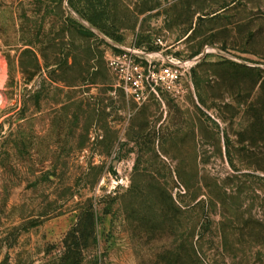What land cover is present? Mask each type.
Returning a JSON list of instances; mask_svg holds the SVG:
<instances>
[{
	"label": "rangeland",
	"instance_id": "obj_1",
	"mask_svg": "<svg viewBox=\"0 0 264 264\" xmlns=\"http://www.w3.org/2000/svg\"><path fill=\"white\" fill-rule=\"evenodd\" d=\"M0 264H264V0H0Z\"/></svg>",
	"mask_w": 264,
	"mask_h": 264
},
{
	"label": "built area",
	"instance_id": "obj_2",
	"mask_svg": "<svg viewBox=\"0 0 264 264\" xmlns=\"http://www.w3.org/2000/svg\"><path fill=\"white\" fill-rule=\"evenodd\" d=\"M156 43L164 46L159 39ZM108 65L126 96L142 105L150 100H161L164 94H186L194 61L179 59L164 48L154 52L129 48L123 55L109 58Z\"/></svg>",
	"mask_w": 264,
	"mask_h": 264
},
{
	"label": "trees",
	"instance_id": "obj_3",
	"mask_svg": "<svg viewBox=\"0 0 264 264\" xmlns=\"http://www.w3.org/2000/svg\"><path fill=\"white\" fill-rule=\"evenodd\" d=\"M91 22V21H90ZM93 24V22H91Z\"/></svg>",
	"mask_w": 264,
	"mask_h": 264
}]
</instances>
